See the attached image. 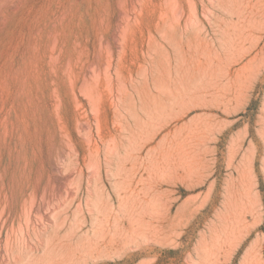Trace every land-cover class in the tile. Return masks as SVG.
Returning <instances> with one entry per match:
<instances>
[{"label": "rangeland", "instance_id": "rangeland-1", "mask_svg": "<svg viewBox=\"0 0 264 264\" xmlns=\"http://www.w3.org/2000/svg\"><path fill=\"white\" fill-rule=\"evenodd\" d=\"M0 264H264V0H0Z\"/></svg>", "mask_w": 264, "mask_h": 264}, {"label": "bare ground", "instance_id": "bare-ground-1", "mask_svg": "<svg viewBox=\"0 0 264 264\" xmlns=\"http://www.w3.org/2000/svg\"><path fill=\"white\" fill-rule=\"evenodd\" d=\"M190 3H191V2H190ZM176 6H177V5H176ZM173 7H174V6H173ZM174 8H175V7H174ZM172 9H173V8H172ZM178 9H179V8H178ZM174 10H176V9H174ZM176 11H177V10H176ZM176 11H175V12H176ZM176 13H177V14H180L179 12H176ZM177 14H176V15H177ZM178 16H180V15H178ZM176 18H177V17H176ZM178 19H179V17H178ZM179 20H180V19H179ZM126 22H127V21H126ZM126 22H125V23H126ZM125 26H126L125 30H126V29L128 30V27H129V26H127V25H125ZM123 32H124V31H123ZM123 32H122V33H123ZM123 34H125V33H123ZM121 36H122V35H121ZM121 38H122V37H121ZM123 39H124V38H123Z\"/></svg>", "mask_w": 264, "mask_h": 264}]
</instances>
